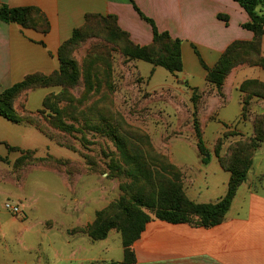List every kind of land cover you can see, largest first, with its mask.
I'll return each instance as SVG.
<instances>
[{"label":"crops","instance_id":"0c3cea01","mask_svg":"<svg viewBox=\"0 0 264 264\" xmlns=\"http://www.w3.org/2000/svg\"><path fill=\"white\" fill-rule=\"evenodd\" d=\"M134 3L142 13L155 21L160 32L167 31L172 38L181 40L183 69L176 73L170 72L169 82L165 85L172 86L180 93L192 94L196 91L202 95L205 102V112L201 115L203 130L209 122L226 124L210 141L203 134L209 152L206 156L210 157L208 163L203 162L205 156L200 152L194 137L193 152L183 149L168 152L171 161L182 173L186 195L198 203L214 202L227 193L231 173L221 165L213 144L229 128H236L251 136L255 116L264 112V99L254 97L248 117H241L245 93L240 90V86L248 79H258L264 83V68L260 65L241 64L233 68L223 84L222 94L207 80L206 67L215 66L233 42L252 41L255 37L253 31L243 26L250 20V15L238 1L0 0V6H35L50 24L49 31L44 33L34 27L0 19V93L29 74H50L57 70L61 43L72 36L75 28L84 24L87 13L115 15L119 26L129 33L136 44H151L154 39L153 27L141 17ZM259 10L264 13V5ZM221 14L227 18L220 17ZM261 51L264 55V35ZM142 61L135 60L142 76L154 75L158 71L159 65L150 62V65H143ZM41 88L45 87L25 92L26 111L37 112L43 108L46 91L38 92ZM179 139L182 140V137ZM47 140L52 141L35 126L26 122H12L0 114V146L5 150L0 152V156L8 159L6 162L0 159V162L8 163L13 168V176L6 177L4 174L7 170L0 165V192L3 191L4 180L18 184L21 189L26 186L32 188V194L17 195L16 201L22 202L25 214L22 217L13 215V220L20 218L29 223L25 231L33 232L40 254L45 253L43 243H48L53 264L122 261L124 248L122 260H109L95 253L99 250L97 242L106 241L115 229L102 240H94L82 231H71L95 220L96 211L102 207L99 199L93 198L86 207L84 196H73L71 176L48 168L60 181L63 196L61 200L52 197L43 200L37 190L46 189L48 184L35 179L29 183L28 174L36 168L47 167H26L22 174L24 168L15 166L22 150H36L37 156H45L39 154V147H47ZM8 145L21 150H9ZM227 146L221 151L222 155L228 151ZM15 152L16 155L11 158V153ZM260 155H264V141L256 150L247 179L238 187L221 223L205 227L153 218L132 245L136 264H264V161L258 160ZM87 178L94 182L97 180L95 174L88 177L82 174L76 177L74 187ZM58 233L63 236L62 241L57 238ZM19 237L18 233V240ZM2 241L6 242V234L0 229V246ZM6 250L11 251L9 247ZM45 258L48 260L47 254Z\"/></svg>","mask_w":264,"mask_h":264},{"label":"rangeland","instance_id":"374dc122","mask_svg":"<svg viewBox=\"0 0 264 264\" xmlns=\"http://www.w3.org/2000/svg\"><path fill=\"white\" fill-rule=\"evenodd\" d=\"M133 42L128 35L117 32L113 20L94 18L82 28L80 38L68 44L63 51L66 58L77 64L76 82L54 78L45 88L37 90L46 91V101L48 99L52 107L44 105L37 112L26 111V91L21 92L14 101L15 106L18 104L16 110L22 122L35 126L53 141L47 140V147H39V154H46L43 158L32 149L24 157L22 174L26 167H47L36 168L28 174L29 183L35 179L48 184L46 189L37 190L38 196L43 200L51 197L54 200L62 199L61 183L48 168L56 169L71 176L73 196H84L86 207L93 198L101 201L102 207L96 211L95 218L101 211L102 220L112 219L121 227H129L130 224L121 201L128 203L133 198L142 197L161 204L168 199L175 180L179 182L169 151L183 149L193 152L192 137L198 141L199 136L203 138L204 134V138L210 141L226 126L209 122L203 130L201 115L205 112V102L202 95L195 91L192 94L180 93L172 86L165 85L171 75L166 68L159 66L154 75L142 76L136 59L126 55ZM141 63L150 65L144 61ZM60 65L59 60V68L55 71L60 69ZM58 119L65 123V128L60 127ZM227 130L234 132V135L225 138L224 147L230 141L248 137L236 128ZM113 131L122 136L125 143L118 144L113 138ZM4 151V147L0 146V152ZM15 155L16 152L11 153V158ZM147 159L156 164L160 160L161 168H156L157 171L150 174L144 164ZM258 160L264 161V155L258 156ZM138 163L140 171L137 173L135 169ZM0 165L7 170L4 174L6 177L13 176L11 165L3 162ZM82 174L87 177L95 174L97 180L94 182L87 178L74 187L76 177ZM2 188L0 229L6 234V242L2 241L0 246V263L53 264L48 243H43L45 253L40 254L33 232L25 231L29 223L20 218L13 220V214L4 207L7 200L16 201L17 195L32 194V188L26 186L21 189L18 184L5 180ZM142 209L152 214L146 207ZM57 238L63 240L59 233ZM96 245L99 248L96 254L100 253L109 260H122V238L116 229L106 241H98ZM7 247L11 249L10 252H7ZM30 247L36 249L30 250ZM46 254L49 261L45 258ZM104 263L109 262L101 264Z\"/></svg>","mask_w":264,"mask_h":264},{"label":"trees","instance_id":"16d2710c","mask_svg":"<svg viewBox=\"0 0 264 264\" xmlns=\"http://www.w3.org/2000/svg\"><path fill=\"white\" fill-rule=\"evenodd\" d=\"M235 1H238L250 15V20L244 23L243 26L253 31L255 37L252 41L233 42L215 66L211 68L206 67L208 70L207 80L214 84L221 94L227 76L236 66L250 64L260 65L264 68V55L261 51V41L264 35V13H261L259 10V8L264 5V0ZM134 6L141 17L152 25L154 39L149 45H139L135 42L131 43L132 47L127 51L126 55L131 59H140L154 65L162 66L171 73L181 71L183 69L181 40L172 38L167 31L160 32L155 21L142 13L135 3ZM219 16L227 18L226 15L221 14ZM94 18L113 20L117 32L128 35L130 38L129 33L119 26L115 15L87 13L84 25L75 28L72 36L61 43L59 47V60L61 65L58 71H54L50 74H29L22 81L7 87L0 93V114L2 116L12 122L23 121L14 104L15 98L23 91L45 87L49 85L54 78H59L69 83L76 82L78 74L77 64L74 60L66 58L63 51L68 44L74 43L80 38L82 28L88 25ZM0 19L5 22L19 23L24 27H34L44 33H47L50 28L47 18L41 14L40 10L35 6L10 7L7 4H2L0 6ZM240 90L245 93L242 97L243 111L241 117L247 118L250 113L252 99L254 97L264 99V83L258 79H248L242 83ZM44 105L45 107H52L48 99L46 101V98L43 101V107ZM29 122L31 121L29 120ZM58 123L61 128L66 127L61 119H58ZM233 135L234 132L226 130L223 135L218 138L214 147L221 165L231 173L228 191L222 198L208 203H198L191 200L184 191L181 171L172 163L174 171L179 177V182L175 180V184L171 185L169 197L165 202L157 204L153 200L143 199L142 197L133 198L128 203H124V200L121 201V207L130 220L129 227H121L112 219L102 220L100 217L101 211H99L97 217L91 224L85 227L72 229L71 231H82L87 233L94 240H102L108 236L112 229H116L122 236L124 259L122 261H112L104 264H136V257L132 245L141 237L147 222L153 218L171 223H189L191 225L205 227L221 223L231 206L238 187L247 179L248 173L253 165L256 150L264 141V112L255 116L253 134L248 136V139L241 138L231 142L232 144L230 143L227 146L228 151L226 154L222 155L221 151L225 148V138H230ZM113 138L118 144L125 143L124 138L115 131H113ZM197 145L200 152L205 156L203 157V162L208 163L210 157L206 155L209 152L202 136H199ZM8 148L9 150H21L20 148L10 145H8ZM28 151H21L22 155L15 161L16 167L23 168L25 164L24 157H26ZM0 159L3 161L8 160L7 157L1 156ZM139 164L140 163H138L135 169L137 173L140 171ZM144 164L147 166L149 173H154L157 171L155 170L156 168H161L160 160L156 164L154 161L147 159L144 161ZM142 207L149 209L152 214L144 211Z\"/></svg>","mask_w":264,"mask_h":264},{"label":"built area","instance_id":"2783aa9c","mask_svg":"<svg viewBox=\"0 0 264 264\" xmlns=\"http://www.w3.org/2000/svg\"><path fill=\"white\" fill-rule=\"evenodd\" d=\"M4 207L9 210L14 216H17V217H22L24 216V206L22 204V202L20 201H10V200H7L5 203H4Z\"/></svg>","mask_w":264,"mask_h":264}]
</instances>
